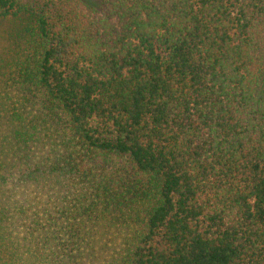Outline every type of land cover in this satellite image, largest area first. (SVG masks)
I'll list each match as a JSON object with an SVG mask.
<instances>
[{
  "label": "trees",
  "instance_id": "1",
  "mask_svg": "<svg viewBox=\"0 0 264 264\" xmlns=\"http://www.w3.org/2000/svg\"><path fill=\"white\" fill-rule=\"evenodd\" d=\"M5 23L13 264H264V0H0Z\"/></svg>",
  "mask_w": 264,
  "mask_h": 264
},
{
  "label": "rangeland",
  "instance_id": "2",
  "mask_svg": "<svg viewBox=\"0 0 264 264\" xmlns=\"http://www.w3.org/2000/svg\"><path fill=\"white\" fill-rule=\"evenodd\" d=\"M2 26H6V23L5 24H2L0 27H2ZM0 34H1V32H0ZM0 36H2V35H0ZM0 41H2V40H0ZM8 234V233H7ZM13 235H11V239L13 240V241H11L8 237H6V239H5V243H7V240H8V244H10V243H15L14 241H15V237H16V233L14 232V233H12ZM9 241H11L10 243H9ZM22 243H24V241H22ZM16 244V243H15ZM7 245V244H6ZM7 247H5L4 245H2L1 247H0V264H1V262L3 261V260H5L6 259V261H8V258H9V262H10V264H13L12 263V260L14 259L13 257H11V256H17L18 255V252H11V251H8V248L6 249ZM25 252H26V250H24L23 249V251L21 252V254H25ZM9 253H11L10 255L11 256H9ZM15 264H19V263H15Z\"/></svg>",
  "mask_w": 264,
  "mask_h": 264
}]
</instances>
